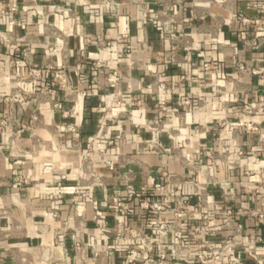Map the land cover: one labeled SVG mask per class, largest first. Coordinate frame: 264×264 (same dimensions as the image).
<instances>
[{
	"label": "crops",
	"instance_id": "1",
	"mask_svg": "<svg viewBox=\"0 0 264 264\" xmlns=\"http://www.w3.org/2000/svg\"><path fill=\"white\" fill-rule=\"evenodd\" d=\"M106 2L0 0V264H123L119 207L152 240L144 264L159 248L140 200L182 197L198 220L173 223L168 261L202 264L170 252L196 250L199 227L209 245L238 232V259L262 264L264 0Z\"/></svg>",
	"mask_w": 264,
	"mask_h": 264
},
{
	"label": "built area",
	"instance_id": "2",
	"mask_svg": "<svg viewBox=\"0 0 264 264\" xmlns=\"http://www.w3.org/2000/svg\"><path fill=\"white\" fill-rule=\"evenodd\" d=\"M101 6L104 11H110L111 7L106 2V0H101ZM13 11V8L10 9ZM4 14V12H1ZM101 67L99 64H94L93 68L95 70L99 69ZM204 69H206V66H204ZM33 75L35 71L31 72ZM54 77L62 84V88H65V79H64V73L61 70L54 71ZM119 74L114 71L108 74V79L116 84L119 81ZM121 102V101H120ZM118 102V104H120ZM139 101L133 102V106H138ZM244 112L247 114H251L254 111L262 110L261 108H252L249 106H244L243 108ZM1 125L4 124V126H8V124H11L8 122H2ZM105 124V121H103V124ZM244 130L246 132H255L258 130L257 124L254 122H247L243 125ZM68 132L73 133L74 136H77V129L69 126L66 129ZM102 152V151H101ZM133 198H136V195L134 193H129L127 195V200H131ZM188 198L182 197L180 198L174 206H167L165 204H162L160 202H145L141 201L139 202V206L142 210L149 211L152 213L155 217L153 221V236H154V244H156L159 248L158 257L152 258L148 257L144 260V264H172L170 261L166 258V253L164 251V239L170 234V230H175V225L173 224L176 221L180 220H190V219H197L194 212L188 209L187 207ZM74 206L76 210H81L82 207L79 204V199L76 197L74 198ZM128 215V210L124 207H119L118 209V220H117V231L115 235V240L119 242L126 234H128L131 239L135 242V246L130 248L123 260V264H136L138 261L142 260L141 256V250L145 252H150L152 249V240H150L147 236L142 234L141 232L131 229L128 226H126L124 222V218ZM254 217L257 218L259 222H262L264 220V214H253ZM204 219V217L202 218ZM198 220V219H197ZM202 229L199 227L194 228V238H195V244L197 249L196 250H190L188 248H174L173 250H170L172 255L178 259V257H182L184 261L186 262H192L196 261L202 264H243L237 257L235 253V247L239 245V238L238 232L235 231L231 235V238L224 242L223 244L219 245H209L205 243L202 238ZM172 245L174 247L179 246L178 238H174ZM251 252V250H250ZM107 255L112 254L111 249H107L105 251ZM262 264H264V261L260 260Z\"/></svg>",
	"mask_w": 264,
	"mask_h": 264
}]
</instances>
